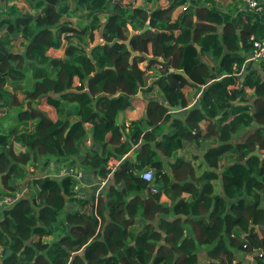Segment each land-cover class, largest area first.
<instances>
[{"label":"trees","instance_id":"obj_1","mask_svg":"<svg viewBox=\"0 0 264 264\" xmlns=\"http://www.w3.org/2000/svg\"><path fill=\"white\" fill-rule=\"evenodd\" d=\"M25 1L31 11L0 8V103L20 108L16 124L0 131V195L21 186L36 194L0 212V264H199L201 250L209 264H244L238 253L264 264V68L245 64L261 21L247 12L232 18L208 7L210 0H144L154 3L151 10L118 1L102 21L110 0H75L86 24L74 26L68 0ZM102 26L106 43L126 41L129 26L136 33L131 49L163 62H130L116 43L94 47L92 63L86 51ZM17 37L23 50L13 52ZM148 72L153 81L145 89ZM154 86L161 101L147 100L143 119L119 126L132 99ZM186 86L200 97L170 113L165 104H190ZM42 99L55 121L38 108ZM202 142L196 173L175 154ZM256 149L260 156L252 155ZM121 158L103 194H89L92 202L73 192L70 177L33 178L29 171L36 164L45 171L53 163L56 172L75 167L92 184ZM145 169L151 182L141 178ZM160 193L171 207L159 203ZM69 203L77 207L66 209ZM136 221L143 227L133 231ZM58 226L63 233L45 243ZM251 226L260 227L252 235L257 251L245 240Z\"/></svg>","mask_w":264,"mask_h":264},{"label":"crops","instance_id":"obj_2","mask_svg":"<svg viewBox=\"0 0 264 264\" xmlns=\"http://www.w3.org/2000/svg\"><path fill=\"white\" fill-rule=\"evenodd\" d=\"M69 4H70V11L71 14L69 16L66 17V19H68L72 25H84L86 24V20L80 18V16L82 15V12H75V0H68ZM118 1H122V2H126L128 0H110L109 4L107 5V8L105 10V13H103L100 17L102 19V21H104L106 19V16L112 12L113 10V6L116 2ZM212 1V3H211ZM138 7H145L151 10L152 7H155L153 4L154 3H149V2H144V0H136ZM211 3V4H210ZM16 5L19 9H25L28 11H31L28 3L25 0H9L7 1H1L0 2V8L3 5ZM231 4H236L235 0H210V2H206V5L208 7H215V9L221 11L223 14L226 15H230L232 18H238V16H240L241 13L243 12H247L248 14H251L250 12H248L246 10L245 7H240L241 9L235 10L233 9L232 11L227 10V7L230 6ZM238 4V3H237ZM190 5V4H189ZM1 12V11H0ZM6 14V13H5ZM4 14V16H5ZM3 13L1 12L0 14V18L2 17ZM71 16V17H70ZM245 17V15L243 16ZM128 31H129V35L131 32V28L128 26ZM100 37H99V33H96V37L94 42L92 43L91 46L95 45L96 43L100 42ZM22 40L20 37H17L16 39H14V41L11 43L12 44V51L13 52H20L23 50V47L21 45ZM59 52V51H58ZM49 53H52L51 51H49ZM62 54V52H60ZM139 67L141 69L145 68V63H141L139 65ZM149 77L147 80V86L145 87V89H148V86L152 83L153 78L150 76L151 72H148ZM184 94L187 96V98L190 99V104L188 105V107H186L185 109H180L177 112H171L172 114L181 112L183 110H187L189 108H191L195 102L198 100V98L200 97V91H196L194 92L189 86H186L183 89ZM18 96V101L19 103L22 102V100L24 99V96L21 93H17ZM149 99H157L159 101H161V96H160V92L157 88V86H154V89L152 90L151 93H147L142 90L139 91V93L132 99V107L131 109L125 111L124 113L119 114V116H122L121 119V124H119V117H118V125H128L130 124L132 121H137L140 119H143L145 117L146 114V106H147V100ZM166 105V104H165ZM38 108L43 110L44 112H46L50 118L53 119V121L56 120V114L55 111L53 110V108H51L50 106L47 105L45 99H42L38 102L37 104ZM168 106V105H167ZM25 108V107H24ZM19 107H5L3 104L0 103V131L3 132H7L9 130V128H11L12 126H14L16 124V115L19 111ZM89 145V142L87 141V146ZM207 149V146L205 145L204 142H202L201 144H185L184 148L177 152L175 154L176 157H181L183 158L186 162L190 163L193 168L196 170L197 173V168L198 166H200L201 164V155L202 153ZM133 151L131 153L128 154V157H132ZM167 161V160H166ZM59 168V166L50 163L45 171H35V168H30L29 166V171L33 172L32 177L33 178H38V177H42L45 174H50L51 176H57L58 171L56 172V170ZM40 174V175H39ZM84 183L87 184L88 182L85 180L84 178ZM89 184V183H88ZM111 184V180L108 183V185ZM21 187H25V186H21ZM157 189V191H161V187H155ZM21 189V188H20ZM20 189L18 191H20ZM25 189L27 190V188L25 187ZM25 191V190H23ZM87 195V193H85ZM23 197H25L23 195ZM159 203L168 207H171V201L169 198H167L163 193L159 194ZM262 207L264 208V195H263V199H262ZM77 206L73 203H69L66 206V209L68 208H72L75 209ZM168 220L173 221V219H175V217H173L172 215H168L166 217ZM153 225L157 224V220L154 221L152 223ZM143 226L141 225V223L139 221H136L135 224L130 228L133 231H136L140 228H142ZM62 234V228L60 226H58L57 231L53 234V236H49L47 238L44 239L45 243H49L51 242L53 239H55L57 237L58 234ZM198 260H199V264H209V259L207 258V253L205 250H201L198 254ZM236 260L238 261H243L244 264H256L253 258V254H242V253H238L236 255Z\"/></svg>","mask_w":264,"mask_h":264},{"label":"built area","instance_id":"obj_3","mask_svg":"<svg viewBox=\"0 0 264 264\" xmlns=\"http://www.w3.org/2000/svg\"><path fill=\"white\" fill-rule=\"evenodd\" d=\"M236 3L240 4L242 7H245L251 15L257 17V20L264 25V0H235ZM133 8L138 7L136 0H132L131 3ZM182 9V8H181ZM184 9V8H183ZM252 44V52L248 59H246L245 64H258L264 68V31L261 38H255L252 36L250 38ZM243 73L245 72V67L242 68ZM124 158L119 160L111 161L108 163V168H111L110 173L105 177H97L92 184L84 183V173L82 170H79L75 167L65 166L59 169L57 178L61 179L64 177H70L74 180L73 192L79 196H88L93 194L94 197L100 196L103 194L104 190L108 186V183L112 179L113 172L119 168L120 164L123 162ZM48 175V174H46ZM49 176V175H48ZM51 176V175H50ZM141 178L146 182H151L153 180L152 171L145 169L141 173ZM151 193H156L157 189L155 187L150 188ZM87 193V195L85 194ZM23 197L22 191H17L13 194L0 195V212H5L12 209L15 202Z\"/></svg>","mask_w":264,"mask_h":264},{"label":"water","instance_id":"obj_4","mask_svg":"<svg viewBox=\"0 0 264 264\" xmlns=\"http://www.w3.org/2000/svg\"><path fill=\"white\" fill-rule=\"evenodd\" d=\"M148 29H149V26L146 25L145 28L141 31V33L145 32V31L148 30ZM52 31H53V33L56 32L55 29L52 30ZM102 33H103V26L99 29V37H100V39H101L100 42H98V43H96L95 45L91 46V47L86 51V54H87L89 60H90L92 63L94 62V59H93V56H92V50H93L94 47H96V46H98V45H107V46L111 47V46H113V45L116 44V43H122V44H124V45L126 46L128 52L130 53V60H129L130 62H131L132 58H134V57H136V56H142V57H144L147 61L156 60V61H159V62H163V59H162V58L149 57V56H147V55H145V54H142V53H136V52H134V51L131 49V47H130V41H131V38H132L133 36L136 35V33L133 32V31L130 32V35H129V37H128V39H127L126 41H120L119 39H114L111 43H106V42H103V41H102V36H103ZM197 50H198V52H199V48H198V47H197ZM164 107H165L166 109H168L169 111H171V112H177V111H179V110L181 109V106H178V107H176V108H172V107H170V106L164 105ZM121 119H122V116L120 115V116H119V124H121ZM252 155L260 156L258 149H256V150L252 153ZM1 177H2V175H0V188H1ZM81 198H83V197H81ZM83 199H86V200L91 201V202H92V200H93L92 197H86V198H83ZM259 228H260V227H257V226H251V227L249 228L248 233L245 235V240H246V242L249 243V244L254 248V250H256V251L258 250V246L255 245L254 242L252 241V235H253V233H254L257 229H259ZM262 228H263V227H262ZM262 253H264V249L262 250Z\"/></svg>","mask_w":264,"mask_h":264},{"label":"rangeland","instance_id":"obj_5","mask_svg":"<svg viewBox=\"0 0 264 264\" xmlns=\"http://www.w3.org/2000/svg\"><path fill=\"white\" fill-rule=\"evenodd\" d=\"M190 4H193V3H190ZM240 7H241L240 4H237V3L236 4H231L230 6L227 7V10H229V11H232L233 9L238 10V9H241ZM0 36H1V34H0ZM249 68H254L256 70H260L261 69L260 66L258 64H255V63L249 65ZM247 94H248V97H249L250 95H252V91L248 90ZM31 167L35 168V171H37V170L41 171V172L43 171L42 167H41V164L40 165L36 164L35 167L30 165V168ZM23 190H25V191H23ZM20 191H22V194L24 196H26V197H28V196L32 197V196H34L36 194V191L34 189H32V188H29V189L27 188V190H26L25 187H21ZM81 197L86 198L88 196H81Z\"/></svg>","mask_w":264,"mask_h":264},{"label":"clouds","instance_id":"obj_6","mask_svg":"<svg viewBox=\"0 0 264 264\" xmlns=\"http://www.w3.org/2000/svg\"><path fill=\"white\" fill-rule=\"evenodd\" d=\"M179 9H181V8H179ZM46 175V174H45ZM50 175V174H49Z\"/></svg>","mask_w":264,"mask_h":264}]
</instances>
